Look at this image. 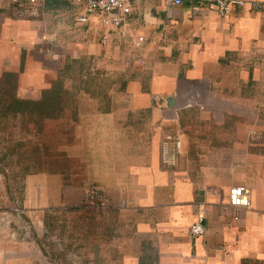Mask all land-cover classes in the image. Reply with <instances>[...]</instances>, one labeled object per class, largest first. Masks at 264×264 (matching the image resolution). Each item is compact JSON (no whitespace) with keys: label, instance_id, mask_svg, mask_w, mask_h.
<instances>
[{"label":"crops","instance_id":"crops-1","mask_svg":"<svg viewBox=\"0 0 264 264\" xmlns=\"http://www.w3.org/2000/svg\"><path fill=\"white\" fill-rule=\"evenodd\" d=\"M212 1L138 0L126 25L107 32L100 17L82 30L69 0H39L42 15L26 18L0 0V122L46 119L54 131L66 118L47 115L62 60L95 58L120 75L97 110L56 130L89 139L83 155L92 167L81 157V170L54 173L50 155V172L14 173L1 184L0 264H41L22 215L36 224L81 208L90 183L110 203L101 218L113 221L110 244L97 245L100 264H264V0H241L225 16ZM167 136L181 138L180 152ZM239 186L248 208L229 204ZM199 220L205 234L193 236Z\"/></svg>","mask_w":264,"mask_h":264},{"label":"rangeland","instance_id":"rangeland-1","mask_svg":"<svg viewBox=\"0 0 264 264\" xmlns=\"http://www.w3.org/2000/svg\"><path fill=\"white\" fill-rule=\"evenodd\" d=\"M80 60L70 58L62 60V65H58L60 73L53 95L56 99H50L47 115L63 113L66 118L61 122H55L54 131H51L53 134L45 131L47 127L49 128L46 119L23 122L21 128L13 116H7L0 122V175L5 179L14 173L29 175L50 172V163L46 166L49 162L46 158L48 159L50 155L53 157L51 172L54 173L62 171L59 167L61 165L63 169L67 166L68 169L81 170L83 168L81 157H87V163L92 167L93 162L89 158V153L83 155V151L89 148L87 142L89 139H81L76 131L59 138L56 136V130L62 126L69 128L70 125L73 128L78 113L97 110V98H104L107 90L109 92L113 85L117 84V77L120 75H117L118 72L110 73L109 69L105 70L102 67L98 69L95 58ZM5 108L1 106L0 112H6ZM64 148L69 149V155L66 157L61 153ZM95 185L97 183H90L87 186L86 198L93 191H97ZM89 199L87 203L83 201L81 208L45 214L40 217L39 222L35 220L36 224H32L28 217L22 215L24 219L21 222L27 221L30 224H24L23 227L31 228L32 231L28 230L27 235L33 240L35 237L43 261L48 264H100L97 262L100 253L97 245L101 240L102 244H110L107 238L113 221L101 218L99 213L101 207L97 206V198L95 201H91L90 197ZM107 251L109 250L105 248L103 252Z\"/></svg>","mask_w":264,"mask_h":264},{"label":"built area","instance_id":"built-area-1","mask_svg":"<svg viewBox=\"0 0 264 264\" xmlns=\"http://www.w3.org/2000/svg\"><path fill=\"white\" fill-rule=\"evenodd\" d=\"M75 7L80 9L76 17V23L86 30V26L91 22L97 21V17L101 18V23L107 32L113 28H122L128 22L130 16L134 11V5L138 0H69ZM14 7V13L20 18L26 17H40L42 15V7L39 0H10ZM175 5H181L183 0H171ZM235 4H243L241 0H213L212 8L221 16L227 15ZM258 10L261 7L256 6ZM104 36V41L108 42V36ZM43 41L48 45L53 43V39L49 36H43ZM145 38L139 37L135 43L137 50L141 51L144 47ZM45 52L50 53L51 49L47 47ZM141 63L143 61L141 60ZM191 103V102H190ZM167 143H172L174 152H180L182 149V141L180 137L167 136ZM5 181V177L0 175V221H2V214H5L8 207V199L3 192L1 184ZM89 197L91 201L97 198V205L102 209L107 210L110 203L104 198H98L97 192H92ZM89 197L86 198V203L89 202ZM229 204L232 208H248L251 206V199L245 187L239 186L231 189L229 195ZM12 210V209H11ZM13 212L20 214L19 209H13ZM2 219V220H1ZM206 227L202 220H199L191 227L190 233L193 236H202L205 234ZM41 264H48L41 259Z\"/></svg>","mask_w":264,"mask_h":264}]
</instances>
